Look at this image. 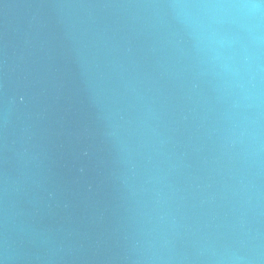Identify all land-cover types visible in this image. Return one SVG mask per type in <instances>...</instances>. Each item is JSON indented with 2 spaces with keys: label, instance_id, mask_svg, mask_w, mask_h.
Returning <instances> with one entry per match:
<instances>
[{
  "label": "water",
  "instance_id": "95a60500",
  "mask_svg": "<svg viewBox=\"0 0 264 264\" xmlns=\"http://www.w3.org/2000/svg\"><path fill=\"white\" fill-rule=\"evenodd\" d=\"M0 0V264H264V10Z\"/></svg>",
  "mask_w": 264,
  "mask_h": 264
},
{
  "label": "clouds",
  "instance_id": "9594fccd",
  "mask_svg": "<svg viewBox=\"0 0 264 264\" xmlns=\"http://www.w3.org/2000/svg\"><path fill=\"white\" fill-rule=\"evenodd\" d=\"M240 10L244 15L257 16L264 10V0H240L238 3L218 5Z\"/></svg>",
  "mask_w": 264,
  "mask_h": 264
}]
</instances>
